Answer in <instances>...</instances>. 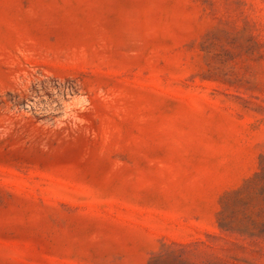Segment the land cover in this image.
Wrapping results in <instances>:
<instances>
[{
    "label": "rangeland",
    "instance_id": "rangeland-1",
    "mask_svg": "<svg viewBox=\"0 0 264 264\" xmlns=\"http://www.w3.org/2000/svg\"><path fill=\"white\" fill-rule=\"evenodd\" d=\"M0 264H264V0H0Z\"/></svg>",
    "mask_w": 264,
    "mask_h": 264
}]
</instances>
